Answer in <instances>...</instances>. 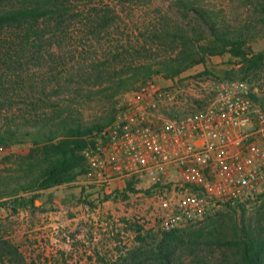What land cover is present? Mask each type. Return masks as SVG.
<instances>
[{
  "label": "rangeland",
  "instance_id": "1",
  "mask_svg": "<svg viewBox=\"0 0 264 264\" xmlns=\"http://www.w3.org/2000/svg\"><path fill=\"white\" fill-rule=\"evenodd\" d=\"M180 1L66 0L62 14L31 21L28 36L19 25L0 29V127L30 132L59 117L72 125L107 121L123 93L148 77H166L164 59L213 38ZM184 1L204 10L216 29L244 35L261 59L209 54L180 74L248 80L264 105V0ZM21 2L1 0L0 7ZM31 145L21 137L0 148L2 175H14ZM83 175L40 192L35 208L0 204V264H234L237 250L228 243L243 227L264 237L263 197L174 230L162 257L166 233L139 222L143 206L123 204L124 192L110 197Z\"/></svg>",
  "mask_w": 264,
  "mask_h": 264
},
{
  "label": "built area",
  "instance_id": "2",
  "mask_svg": "<svg viewBox=\"0 0 264 264\" xmlns=\"http://www.w3.org/2000/svg\"><path fill=\"white\" fill-rule=\"evenodd\" d=\"M257 92L248 80L210 74L149 77L119 97L109 123L85 134L83 176L110 197L123 191V204L143 206L139 222L158 233L257 202L264 197Z\"/></svg>",
  "mask_w": 264,
  "mask_h": 264
},
{
  "label": "trees",
  "instance_id": "3",
  "mask_svg": "<svg viewBox=\"0 0 264 264\" xmlns=\"http://www.w3.org/2000/svg\"><path fill=\"white\" fill-rule=\"evenodd\" d=\"M63 1L66 0H22L20 5H3L0 7V29L14 28L15 25H19L20 29H24L25 36H28L31 21H37L45 16L62 14ZM179 3L188 7L194 16L203 19L209 26L213 38L204 45L200 43L198 46L182 49L177 54L164 59L160 69L166 77H174L186 69L204 62L209 54L227 52L233 57H240L244 60H248L252 56L253 53L250 51L249 45H246L247 39L244 35H229L220 28L216 29L205 18L204 10L184 0ZM260 57V54H254L252 59H261ZM91 72L87 73L93 75L94 72ZM142 73L146 76L151 71L146 68ZM115 105L111 117L103 123L72 125L66 117H59L56 121L37 125L30 132L25 130L17 132L10 127H0V148L9 147L20 141L21 137H29L32 143L29 152L19 157L18 168L14 169L13 176H4L0 172V204L6 202L12 211H15L19 205L27 206L29 204L35 208L33 198H38L40 192L72 182L79 175L85 173L86 164L80 153L86 144L84 136L92 129L109 123L113 119ZM130 184L128 183L129 187ZM21 191L32 192L33 195L26 197L19 193ZM241 231V235L228 243L234 245L237 250L234 264H264V237L244 227ZM167 238H174L173 231L167 232L166 237L160 241L159 250L162 251V257L166 256L163 250H167L170 245Z\"/></svg>",
  "mask_w": 264,
  "mask_h": 264
},
{
  "label": "crops",
  "instance_id": "4",
  "mask_svg": "<svg viewBox=\"0 0 264 264\" xmlns=\"http://www.w3.org/2000/svg\"><path fill=\"white\" fill-rule=\"evenodd\" d=\"M120 185L119 183L114 184L113 186Z\"/></svg>",
  "mask_w": 264,
  "mask_h": 264
}]
</instances>
